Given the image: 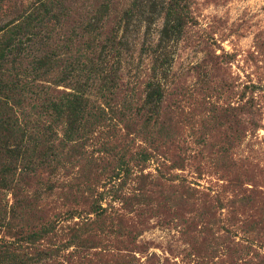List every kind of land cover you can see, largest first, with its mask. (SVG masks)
<instances>
[{"label":"trees","instance_id":"trees-1","mask_svg":"<svg viewBox=\"0 0 264 264\" xmlns=\"http://www.w3.org/2000/svg\"><path fill=\"white\" fill-rule=\"evenodd\" d=\"M190 7L191 0H0V264L51 260L56 250L45 244L51 245L59 220L79 213L73 207L64 218L49 215L45 204L55 187L40 181L43 173H62L64 198L95 217L69 226L64 248L96 231L110 233L102 207L107 198L133 211L153 203L162 184L140 172L179 144L181 107L170 108L167 100L175 82L174 51L193 23ZM159 19L154 39L151 28ZM142 28L144 78L134 71L135 80L127 81L123 69ZM201 106L208 116L199 122L197 144L204 149L197 154L206 153L207 166L222 184L199 191L186 179H170L173 199L192 208L194 225L208 237L204 250L211 264H264V195L244 189L241 176L228 175L236 168L230 152L243 137L237 115L232 119L230 111ZM244 111L258 129L253 104ZM216 133L220 138L213 143ZM100 134L123 145L107 143L96 156L88 153V143ZM169 168L183 170L184 160H171ZM134 169L140 173L135 179ZM80 178L86 182L77 183ZM132 179L137 188L126 195ZM222 210L224 219L217 216Z\"/></svg>","mask_w":264,"mask_h":264},{"label":"rangeland","instance_id":"rangeland-1","mask_svg":"<svg viewBox=\"0 0 264 264\" xmlns=\"http://www.w3.org/2000/svg\"><path fill=\"white\" fill-rule=\"evenodd\" d=\"M130 1L118 0L121 4ZM190 13L193 23L185 29L174 51L172 71L175 82L167 100L170 108L178 103L181 107L179 144L167 150L164 158L153 159L140 172L149 176V181L154 184H162L152 195L153 203L148 208L133 211V208L107 198L102 207L106 209L104 224L110 233L96 231L86 242L78 241V244L64 248L69 238L68 227L93 221L95 217L88 213L85 205L75 207L70 197L64 198L67 192L61 187L67 185V179L62 173L41 174L43 184L50 183L55 187L45 204L49 215L61 214L59 219L64 218L65 212L73 207L79 213L73 220L57 221L51 245L45 244L46 249L56 250V253L51 260L40 264H200L203 260L202 264H211L207 260L209 253L204 250L209 245L204 242L208 237L199 232L200 225H194L192 208L183 205L179 198L173 199V187L169 185L170 179L177 180L175 183L186 179L197 190L205 191L216 190L222 184L219 174L207 166L206 153L203 152L204 156L197 154L204 149L197 144L202 132L199 122L203 116H208L201 103L206 104V110L215 105L222 109L220 111H230L234 114L230 116L232 119L237 115L238 130L243 137L240 145L230 152L236 168L228 175L241 176L244 189L257 190L264 195V0H191ZM2 22L0 17V25ZM161 23L159 19L152 25V38H156ZM143 32L144 28L134 40L123 69L125 78H129L127 81L135 80L132 77L134 71L142 73L140 78H144L146 60L139 52ZM133 36L134 33L129 39ZM248 104L254 106L258 129L252 128L250 116L244 113ZM214 136L213 143L220 138L218 133ZM112 142L117 149L123 145L121 140ZM112 142L100 134L88 143L86 150L96 156L103 145H112ZM178 157L184 160L185 168L170 169L171 160H178ZM161 161L165 163L163 166ZM140 173L134 169L132 178ZM134 179L128 181L126 195H132L137 188ZM76 182L86 180L80 178ZM226 215L225 210L217 213L221 219ZM118 230L125 236H120ZM234 240L240 242L241 238ZM194 248L199 249V257L193 255ZM261 252H264V241ZM219 261L213 259L214 263Z\"/></svg>","mask_w":264,"mask_h":264}]
</instances>
